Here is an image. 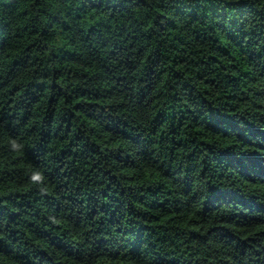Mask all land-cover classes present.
Here are the masks:
<instances>
[{"label":"trees","instance_id":"16d2710c","mask_svg":"<svg viewBox=\"0 0 264 264\" xmlns=\"http://www.w3.org/2000/svg\"><path fill=\"white\" fill-rule=\"evenodd\" d=\"M0 264H264V0H0Z\"/></svg>","mask_w":264,"mask_h":264},{"label":"clouds","instance_id":"9594fccd","mask_svg":"<svg viewBox=\"0 0 264 264\" xmlns=\"http://www.w3.org/2000/svg\"><path fill=\"white\" fill-rule=\"evenodd\" d=\"M36 177H34V179H35Z\"/></svg>","mask_w":264,"mask_h":264}]
</instances>
